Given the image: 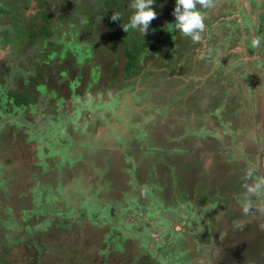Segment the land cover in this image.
Listing matches in <instances>:
<instances>
[{
  "label": "rangeland",
  "instance_id": "rangeland-1",
  "mask_svg": "<svg viewBox=\"0 0 264 264\" xmlns=\"http://www.w3.org/2000/svg\"><path fill=\"white\" fill-rule=\"evenodd\" d=\"M58 1L49 0L48 5ZM168 1L155 0L152 7L158 13L156 18L150 21L149 30L144 36L138 33L139 40L136 42L145 54V59L140 61V75L135 82H129L127 77L119 74L123 60L121 47L115 45L112 48L111 43L105 40L102 44L98 42L107 35L104 23L100 20L98 22L99 1L73 0L72 7L64 9L52 6L48 11L52 21L58 16L72 13L75 15L77 26L70 23L62 29V36L60 31L52 35V42L57 43L62 51L51 55L49 60L45 59V51H41V60L38 58V61L31 62L30 59L29 63L27 58H33L34 50L39 46L31 48V45L27 49H21V44L12 41V28L6 22H1L0 18V40L5 43L0 44V95L5 90L18 89L23 98L35 100L32 110L22 107L11 110L9 103L3 101L4 97L0 96V110L6 106H9L10 110L8 115L0 112V264H168L167 249L177 251L179 255L184 254L181 264H206L203 256L198 257L197 254L201 252L200 249H206L212 244L211 238H203V235L200 237L199 229L203 226L193 227L190 233H196L194 240L198 242L195 247L193 245V248H189L190 242L184 243L179 237L182 227L178 222H174L178 215L175 217L171 209L164 210L159 204L153 221L151 215L155 214L147 213V208L143 209L144 214L142 209H135L130 203L122 208L126 205L122 201L123 195L133 190L132 183L143 185L152 198L155 197V185L162 189V192H159L161 199L169 196L164 193L167 191L166 186L171 183L169 166L174 164V161L169 159L176 158L174 153L178 151L173 147V138L178 139L180 135L175 134L172 138L174 131L165 130V127L169 126L165 124V117L161 119V124H156L159 118L154 119L148 100L152 95V87L157 84L158 89L154 90L157 94L162 85H170L169 82L176 80L180 89L182 83H179L178 78L181 74L183 77L188 68V75L196 77L197 65H192V59L197 57L195 47L203 42V34L212 30L219 34H216V37L209 33L211 37L207 38V42L217 38L215 42L209 43V48L216 51L217 60L223 61L221 72L229 74L230 67L227 63L238 55L235 54L237 51L226 50L229 56L219 58L228 48L227 44L239 38L236 30L239 27L238 22L234 20L223 23L218 21L220 13L226 10V4H218L217 0H209L210 6L200 9L204 16V30L200 33L198 42H193L189 37L173 30L172 36L164 37L165 41H168L164 44L160 32L165 26L169 27V22L174 21L171 13L175 0H171L170 4ZM49 6L31 2L24 4V8L20 10H26L25 16L29 17L36 13L37 8H51ZM78 6L84 7V12L74 10ZM81 23H87L88 27L85 28ZM243 27L246 29V26ZM255 29L259 38L260 21L258 25H254L253 32ZM167 32L171 30L168 29ZM244 39L248 40L246 35ZM177 42H185V46L181 47ZM183 43L181 45H184ZM182 58V71L178 72L176 61ZM205 60L206 64H214L212 58ZM211 64L207 67L210 73ZM151 66L158 70L151 71ZM97 70L100 71V77L103 73L115 75L112 83L106 80L107 77L105 81L100 82L99 75L97 80ZM131 70L132 68L125 67L124 74L128 75ZM55 72L59 79L55 77L54 81L52 74ZM258 72L264 76V67L259 68ZM85 73L88 74L87 79H93V82L83 87ZM172 76L177 79H172ZM73 82H76L73 86L77 89L90 90L86 95L89 101L98 102L96 111L90 107L76 113L78 122L84 123V129L80 123L60 127V123L68 119L69 114L61 113L64 110L58 105L62 101L74 100L69 97L77 93L71 90ZM109 83L120 89V92H110L108 89L111 86L106 89ZM68 86L70 90L67 92ZM169 88H173L172 85ZM43 93L46 96H42ZM76 99L80 101L78 97ZM10 101H13L12 98ZM56 103L57 108L54 107ZM53 111H56V114ZM122 116H125L123 121ZM258 126L256 130L259 134L257 133L254 141L256 143L251 146L259 149L264 142V127L262 123ZM55 128L57 132H61L56 140L50 135ZM225 139L226 135L222 137V140ZM28 143L35 147L32 153L27 152ZM183 146L179 144L177 149H182ZM182 155L190 157L189 153ZM107 183L109 186H106ZM75 185L83 190L76 195L72 192ZM183 187H190L186 179ZM41 191H44L45 200H42ZM51 194L58 197L57 203H54ZM84 195L88 198L85 209L81 207L77 212L75 203L84 204ZM127 196L132 199L130 195ZM63 202L65 203L61 205ZM132 204L138 205L136 201H132ZM33 207L38 212H41L43 207L51 208L54 212L45 219L48 225L41 228V234L27 236L16 224V219L21 218L23 210L31 212ZM255 207V213L261 212L262 206L257 207V202ZM200 213L202 212L199 211ZM54 214L59 215V218ZM189 216L193 222L196 220H193L194 215ZM8 218L11 224H8ZM227 218L228 215L224 217L222 225L229 224ZM201 219L202 214L196 222L199 223ZM208 226L213 228L210 221ZM138 230L144 231V236H138ZM169 230H173L171 235ZM162 239H165L166 243ZM212 239L214 242L213 236ZM153 240L161 245L158 252L152 249ZM198 243L202 248L197 247ZM213 263L211 261L207 264ZM216 263L226 264L222 259Z\"/></svg>",
  "mask_w": 264,
  "mask_h": 264
},
{
  "label": "crops",
  "instance_id": "crops-1",
  "mask_svg": "<svg viewBox=\"0 0 264 264\" xmlns=\"http://www.w3.org/2000/svg\"><path fill=\"white\" fill-rule=\"evenodd\" d=\"M246 1L232 0L229 3L228 0H222L221 4H226V10L220 15L216 12L217 16H220L218 21L222 23L231 20L238 22L239 28L236 30L239 38L227 44L228 48L224 50L226 54L223 53L219 57H228L229 53L226 50L237 51L235 54L238 55L227 63L230 67L229 74L221 72L223 61L217 60L216 51L209 48V43L215 42L219 34L212 30L213 32H209L210 35L217 34L216 37L207 42V38L211 36L209 33L203 34V42L195 47L197 57L192 59V65L194 63L197 65L196 77L188 75V68L186 74L180 77L182 80L179 81L182 83L180 89L176 85L178 84L176 80L171 83L168 81L173 88H169L170 85L164 87L162 85L157 94L154 93V90L158 89L157 84L152 87V95L148 100L154 119L159 118L156 124H161V119L165 117V124L169 125L165 130L174 131L172 138L175 134L180 135L178 139L173 138L175 141L173 147L178 151L174 153L176 158L169 159L171 162L174 161V164L169 166L171 183L166 186L167 191H164L169 196L161 199L159 192H162V189L155 185L153 186L155 197L152 198L147 188L140 183H132L133 190L127 193L132 199L128 198L127 194L123 195V200L121 199L126 204L122 208L130 203L135 209H142L143 214L144 208L149 209L147 213L155 214L151 215L153 221L158 213L156 208H159V204L164 210L171 209L175 217L178 215L174 222H178L182 227L179 237L184 243L190 242L189 248H193V245L195 247L198 242L194 240L196 233H190L193 227L203 226V229L201 227L199 229L201 234L199 235L211 238L212 244L205 249L198 243L197 247L202 249L197 254L198 257L203 256L206 264L211 261L218 264L216 261L221 259L225 260L226 264H264V176L258 166V158L264 159V142L259 149L251 146L256 143L255 136L259 134L256 130L258 124L262 123L264 127V76L258 72L259 68L264 67V37L261 31L260 44L252 47L250 43L252 38L257 37L256 29L253 32L254 21L257 19L258 25L262 19L264 24V4H255L252 9H248ZM243 21L245 24H242ZM243 26H246V29ZM244 34L248 38L247 41ZM207 58H212L214 64H206ZM210 64L211 73L207 68ZM175 78L172 76V79ZM225 135L227 139L222 140ZM179 144L184 145L182 149H177ZM27 145V152L32 153L34 145L32 143ZM230 149L232 150L229 151ZM182 153H189L190 157ZM185 179L190 186L188 188L183 187ZM106 186H109L108 183ZM73 188L72 192L75 195L83 191L78 185ZM43 193L44 191H41V197L45 200ZM51 196L54 203H57L58 197L54 194ZM82 199L84 204L75 203L77 212L81 207L85 209L84 205L88 198L84 195ZM132 201H136L138 205L132 204ZM255 202L257 207L262 206L261 212L255 213L254 210L257 209ZM53 209L45 210L42 216L34 207L31 212L23 210L21 218L16 219V224L22 228L25 225L34 228L39 224L40 232L35 233L41 234V226L48 225L45 219L52 216L50 213ZM199 211L202 213L199 214ZM201 214L203 219L198 223L196 221ZM54 215L59 218V215ZM189 215H194L193 220L195 218L196 220L193 222ZM226 215L230 222L224 226L221 223ZM85 216L87 217V214ZM7 220L9 224L10 219ZM209 221L213 228H209ZM137 232L138 236H144V231ZM31 234L34 233H29ZM211 235L215 238L214 242ZM162 240L166 243L165 239ZM151 243L154 252H158L161 245L155 240ZM166 258L168 264H181L184 254L179 255L177 251L167 249Z\"/></svg>",
  "mask_w": 264,
  "mask_h": 264
},
{
  "label": "flooded vegetation",
  "instance_id": "flooded-vegetation-1",
  "mask_svg": "<svg viewBox=\"0 0 264 264\" xmlns=\"http://www.w3.org/2000/svg\"><path fill=\"white\" fill-rule=\"evenodd\" d=\"M41 1H44V2H47V1H49V0H20L19 2H18V5H17V7L16 8H12L11 9V11L8 13V15H7V19H4V17L2 16V14L0 13V18H1V22H6L7 24H8V26L9 27H11L12 28V30L14 31V37H13V39H12V41H13V43L14 42H17V44H21L20 45V48L21 49H27L29 46L28 45H32L31 46V48H33V47H35V46H39L36 50H34L35 51V55H36V51H38V53L40 54L41 53V51H45V54L47 55V51H46V49H42L43 47H44V45L47 47V48H50V47H57V46H59L57 43H53L52 42V35L55 33H57L58 31H60L61 32V36H62V29H61V26L58 24L59 22H57V24H56V27H55V25H54V22L55 21H52V19H50V17H51V14L48 12L50 9H52V6L54 7V6H56V7H62L61 9H64L65 7H69V6H71V1H73V0H69L68 1V3H63V1L62 0H59L57 3H52L51 5H50V7L51 8H48V9H45L44 7H46V5H43L44 7H40L39 9L37 8V11H36V13H34V14H31L29 17L28 16H25V14H26V10L23 12V10H20V9H23L24 8V4H30L31 2H37L38 4H40L41 3ZM221 1L222 0H217V2H218V4H221ZM232 1V0H231ZM70 3V4H69ZM168 3L170 4L171 3V0H169L168 1ZM260 3H263L264 4V0H247L246 1V4L248 5V9L249 8H251L252 9V7L255 5V4H260ZM217 3H216V5H218ZM169 6V5H168ZM171 6V5H170ZM72 7V6H71ZM79 7V6H78ZM77 8V7H76ZM173 8V7H172ZM263 8H264V6H263ZM75 9V8H74ZM171 9V8H170ZM72 14V13H71ZM73 15V14H72ZM75 16V15H74ZM59 17V16H58ZM57 17V18H58ZM101 17V16H100ZM100 17H98V22H99V20H101L100 19ZM50 19V20H49ZM172 22V21H171ZM171 22H169V23H171ZM256 22H257V19L254 21V23H255V25H256ZM11 23V25H9ZM47 23H49V26L47 27V29H46V24ZM168 22H166V24H167ZM29 24H31L32 25V27L33 28H36V27H38V26H40V29H41V26L43 25V31H45V30H47V31H49L50 32V35H48V36H45V34H43V36L41 35V38H40V41L39 42H37V39L36 38H34V39H32L31 37H29V35H27V32H26V29H30V27H27ZM92 24H94V22H92ZM95 24H97L96 22H95ZM242 24H245V22L243 21V23ZM83 25H84V27L86 28V27H88V25H87V23H83ZM120 25H121V23H120V21H116L115 23H114V26H113V30H117V29H119L120 28ZM169 25V27H167V26H165L164 27V29L160 32V35H161V37L163 38V41H165V38L164 37H169V36H172L171 34H172V32H173V28L171 27V25L170 24H168ZM93 26V25H92ZM260 30H261V33H262V35H263V37H264V24H263V21H262V19L260 20ZM77 29H79V28H77ZM107 29V28H106ZM168 29H170L171 30V32H167L168 31ZM17 30H21L22 32H24V36L23 35H21V36H23V37H18L17 36V34H16V32H17ZM59 32V33H60ZM91 32V31H90ZM132 33V32H131ZM168 33V34H167ZM137 34V35H136ZM135 34V37H131V39L132 40H134V39H136V37H139L138 36V32ZM166 34V35H165ZM128 35V33H126V32H123V31H121V35L118 33H110L109 32V30L107 29V35H104V38L102 39V41H98V42H100L101 44L103 43V41L105 40V42H109V43H111L110 44V46L113 48V47H115V45L116 46H118V47H121V54H122V64H121V72L119 73V74H121L123 77H127L128 79H129V82H135V81H137L136 80V78L140 75V68L141 67H139V66H141V63H140V61H143V59H145V54L144 53H142V51L140 50L139 51V53L137 54V56H136V60H135V63H134V69H135V72L134 73H129L128 75H125L124 74V71H125V67L127 66V61H128V58L126 57V48L128 49V48H131L133 45H134V43L132 42V40L130 39L129 40V42H127V43H125V42H121V41H119V39L121 40L122 38H125L126 39V36ZM58 38H62V37H58ZM173 38V37H172ZM123 40V39H122ZM137 40V39H136ZM187 40H189V38L187 39ZM162 41V40H161ZM162 41V42H163ZM8 43V42H7ZM166 43H168V41H165L164 42V44H166ZM172 43V42H171ZM177 43H179V45L181 46V47H184L185 46V42L183 43V42H177ZM181 43H183L184 45H181ZM0 44H5L4 43V41H2L1 42V40H0ZM161 45L163 44V43H160ZM178 45V44H177ZM42 46V47H41ZM109 46V47H110ZM137 46H139L138 44H137ZM59 48V47H58ZM161 48V47H160ZM159 48V49H160ZM62 51V49H60L59 51H57L58 53L59 52H61ZM57 52H55V53H57ZM55 53H52L51 55H53V54H55ZM39 56V55H38ZM35 57V56H34ZM34 57L32 58L33 60H32V62L35 60L34 59ZM58 57V56H57ZM82 57H84V54H82ZM49 60V59H48ZM55 60H58V59H55ZM186 60V59H185ZM36 61H38V60H36ZM35 61V62H36ZM112 61H113V59H112ZM77 64V63H76ZM176 64H177V67H178V72H181L182 71V68H181V66H180V64H182L183 65V58L182 59H177V61H176ZM179 64V65H178ZM158 69H156V68H154V67H152L151 66V71H153V72H155V71H157ZM97 73V75H96V79L98 80L99 79V77H100V75H99V73H100V71L99 70H97L96 71ZM122 72H123V74H122ZM152 73V72H151ZM19 74V73H18ZM52 74V73H51ZM55 74V75H54ZM54 74H52V76H53V80L55 81L56 79H59V78H57V76H56V72L54 73ZM110 75H106V74H102L101 75V77H100V82H103V81H105V78L107 77V81H110V83H112V78H114L115 77V75L114 76H112L111 75V73H109ZM146 74L149 76V74L146 72ZM181 74V73H180ZM98 75H99V77H98ZM182 75L183 74H181V77H182ZM49 76H51V75H49ZM147 76V77H148ZM17 77V76H16ZM55 77H56V79H55ZM87 77H88V74H86L85 73V77H84V81L85 82H83V87H85V86H88L89 85V82L90 83H92L93 82V79H91L90 81L87 79ZM147 77H145V78H147ZM81 78H83V77H81ZM178 80L179 81H182L181 80V78L179 77L178 78ZM76 82H73L72 83V89L71 90H75L77 93L74 95V96H69L68 95V93H67V96H69V97H71V98H73L74 100H69V101H62L61 102V104L60 105H58L59 107H60V109H63L64 110V112H61V113H67V114H69V118L68 119H65V121H62L61 123H60V127H63V126H67V125H78L79 123L82 125V129H84V123L83 122H78V119L76 118V113H79V112H82L81 110H86V109H88V108H90L91 107V110H93L94 108H95V111L97 110V108H98V102H96V101H89V98L86 96L87 95V92H89L90 93V90L88 91H85L84 89H77L75 86H73V84H75ZM110 83L108 84V86H106L105 88L106 89H108V87H110L108 90L110 91V92H112V93H117V92H120V89H118V88H115V86H113V85H110ZM120 84V83H119ZM67 85V84H66ZM104 86V85H103ZM116 87H118L117 85H116ZM67 92L70 90V88H69V86L67 87ZM100 91L102 90V89H99ZM94 90H92V92H93ZM98 91V90H97ZM96 91V92H97ZM14 92V90H5V91H3V93H2V95H0V96H2V97H4L3 98V101H6V102H8L9 103V106L12 108V110H16L17 108H28V109H30V110H32V108L33 107H30V106H27V107H24V106H15L14 104L13 105H11V96L9 95V93H13ZM96 92H94V93H96ZM94 93H91L92 95L94 94ZM0 94H1V92H0ZM78 97V99H80V101H78L76 98ZM66 102H67V104H66ZM74 102H75V104H74ZM78 102V103H77ZM93 103L95 104V105H93ZM6 105V104H5ZM9 106H6L5 108H7V107H9ZM55 108H57V103H56V105L54 106ZM1 108V107H0ZM2 110H4V108L2 109ZM2 110H0V112H2ZM55 114H56V111H53ZM57 112H59V111H57ZM3 113V112H2ZM123 118H125V116H122V121H123ZM76 123H78V124H76ZM60 133L61 132H57V128H55V130L50 134L51 136H52V138L54 139V140H56V139H59V136H60ZM50 139V138H49ZM51 140V139H50ZM264 152V151H263ZM252 157V156H251ZM259 159V161H258V166H259V168L262 170V172H264V159H261V158H258ZM37 197H38V195H37ZM45 210H48V209H43L41 212H39L40 213V216H42V215H44L45 214ZM52 212H53V210H52ZM43 226H41V228H42ZM20 230L21 231H23L24 230V233L28 236L29 235V233H35V231H37V232H40V225L39 224H37L34 228H30L28 225H25L24 226V228H22L21 226H20ZM42 231V230H41ZM170 231V230H169Z\"/></svg>",
  "mask_w": 264,
  "mask_h": 264
},
{
  "label": "trees",
  "instance_id": "trees-1",
  "mask_svg": "<svg viewBox=\"0 0 264 264\" xmlns=\"http://www.w3.org/2000/svg\"><path fill=\"white\" fill-rule=\"evenodd\" d=\"M19 1L20 0H0V13L4 17V19H7V15L11 11L12 8L14 9V8L17 7ZM62 1L65 4V3H68L69 0H62ZM96 1H99V5L97 7L100 9V13H99V15L101 16L100 17V19H101L100 21L102 23H104V25L106 26V28L109 30L110 33H112V32L113 33H117V34L119 33L121 35V31H123L121 25H120L119 29L113 30V26H114V23L116 21H112L110 19V17L112 16L113 13H117L120 16V20H117V21H121V24H126L128 22L130 14H131V9L129 8L130 0H96ZM48 2L49 1H47V2L41 1L40 4H41V6L46 5V7H48L49 6ZM125 4H127L128 6L126 7ZM62 7H60V8H62ZM74 10L80 11V12H84V7H80L79 6V7L75 8ZM66 14L62 15V17L60 16L57 19H55L54 20L55 21L54 25L57 22H59L58 24L61 26V29L66 28L68 25H70V23H71V25L73 24V26L74 25L77 26V24L75 23V20H76L75 16L72 15L71 13H66ZM81 25H83V23H81ZM48 26H49V23L46 24V26H45L46 29H47ZM27 27H30V29H26L27 35H29V37H31L32 39L36 38L37 42L40 41L41 35L42 36H43V34H45V36L50 35L49 31H47V30L43 31L42 30L43 29V25L41 26V29H40V26H38L36 28H33L31 24H29ZM129 31L126 32V33H128V36L126 37V39L122 38L123 40L119 39V41L127 43V42H129L131 37H135V34L138 32V31H132L131 29ZM131 32H133V33H131ZM16 34H17L18 37H23L24 36V32H22L21 30H17ZM21 35H23V36H21ZM136 39L139 40V37H136ZM136 39H134V40L131 39L132 42L134 43V45L130 48V50H129V48L128 49L126 48V55H127V58H128L126 67L127 68H132V70L129 73H134L135 72L134 63H135V60H136V56H137V54L140 51V48H138V46H137ZM28 46H30V45H28ZM58 47L59 46H57V47H53L52 46L50 48H47L44 45V47L42 49H46V51H47V55H46L45 59H48L51 56L52 53H55V52L59 51L60 48H58ZM40 54L38 53V51H36V55H35L34 59L38 60V58H39V60H41ZM30 59H31V62H32V60H33L32 57H30V58L28 57L27 58L29 63H30ZM42 59H44V57H42ZM20 79H21V77H20ZM18 91H19L18 89H16V90L14 89L13 93H9V95L12 97V100H13L11 102V105L14 104L15 106H24V107L30 106V107H33L34 104H35L34 103V101H35L34 98H32V99L31 98H23L21 96V93H19ZM42 96H46V94L43 93ZM11 110H12V108H11ZM2 112H3V114L8 115L10 113L9 107L4 108V110Z\"/></svg>",
  "mask_w": 264,
  "mask_h": 264
},
{
  "label": "clouds",
  "instance_id": "clouds-1",
  "mask_svg": "<svg viewBox=\"0 0 264 264\" xmlns=\"http://www.w3.org/2000/svg\"><path fill=\"white\" fill-rule=\"evenodd\" d=\"M154 3L155 0H130L131 14L128 22L121 24L123 31L128 32L131 29L144 36L149 30L150 21L156 18L158 14L153 10ZM209 6V0H175L171 13L174 21L169 24L173 30L189 37L193 42H198L201 38L200 33L204 30V16L200 9ZM110 19L117 21L120 20V16L113 13ZM250 43L252 47H257L260 44V39L258 37L252 38Z\"/></svg>",
  "mask_w": 264,
  "mask_h": 264
},
{
  "label": "water",
  "instance_id": "water-1",
  "mask_svg": "<svg viewBox=\"0 0 264 264\" xmlns=\"http://www.w3.org/2000/svg\"><path fill=\"white\" fill-rule=\"evenodd\" d=\"M263 176H264V172H263Z\"/></svg>",
  "mask_w": 264,
  "mask_h": 264
}]
</instances>
